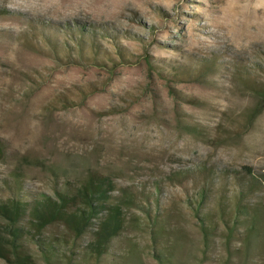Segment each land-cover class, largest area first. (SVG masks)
I'll use <instances>...</instances> for the list:
<instances>
[{
    "label": "rangeland",
    "instance_id": "obj_1",
    "mask_svg": "<svg viewBox=\"0 0 264 264\" xmlns=\"http://www.w3.org/2000/svg\"><path fill=\"white\" fill-rule=\"evenodd\" d=\"M68 26L97 31V57L87 38L80 54ZM0 139L1 201L97 173L114 181V199L152 200L156 212L159 198L167 231L156 246L170 264H264V230L250 252L234 242L228 255L219 238L204 257L188 204L201 189L232 193L224 172L264 174V0H0ZM129 218L146 224L137 208ZM90 239L64 246L72 262ZM152 246L127 228L98 264H158Z\"/></svg>",
    "mask_w": 264,
    "mask_h": 264
},
{
    "label": "trees",
    "instance_id": "obj_2",
    "mask_svg": "<svg viewBox=\"0 0 264 264\" xmlns=\"http://www.w3.org/2000/svg\"><path fill=\"white\" fill-rule=\"evenodd\" d=\"M67 28L72 36L76 33L80 35L78 45L82 56L87 38L97 57V31L87 30L82 26ZM56 44L53 49L57 52L61 45ZM65 49H70L68 44H65ZM100 63L96 60V64ZM211 70V67L205 66L198 81H204L206 73ZM259 113L260 111L254 115V119ZM181 125L188 134L198 138L206 135L195 125ZM4 157L5 147L0 139V162ZM227 173L229 172H224L223 176L226 177L225 180L232 179V193L229 187L224 186L216 195L210 189H201L193 200H188L203 236L204 257H210L211 253L218 250L219 238L223 240L225 252L232 255L239 250L233 246L234 242L250 252L252 245L263 235L264 198L261 197L264 196V174H256L251 169L235 172L231 177ZM211 174L217 175V172L209 171L208 175ZM156 188L161 191L160 186ZM115 191L116 186L111 178L92 173L81 186L74 187L66 183L62 189H56L53 195L40 194L10 201L0 200V259L7 264H38L34 255L35 249L46 264H78L71 260L75 253L71 251L69 257L64 252V246L90 235L91 239L81 253V264H98L111 253L113 241L130 228L148 233L158 264H170L171 259L167 255L169 249L164 245H161L164 249L156 246L161 243L167 231L159 198L155 201L154 212L151 207L154 201L147 200L148 207L138 206L134 195H127L120 201L114 199ZM132 208H137L146 216L145 225L135 218H129ZM55 226L64 227L67 236L48 235L49 230ZM68 257L69 261L66 262Z\"/></svg>",
    "mask_w": 264,
    "mask_h": 264
}]
</instances>
